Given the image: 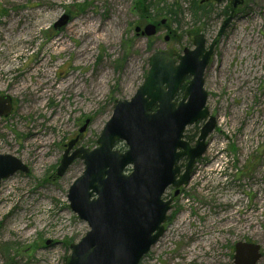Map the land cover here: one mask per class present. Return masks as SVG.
<instances>
[{
    "label": "rangeland",
    "instance_id": "obj_1",
    "mask_svg": "<svg viewBox=\"0 0 264 264\" xmlns=\"http://www.w3.org/2000/svg\"><path fill=\"white\" fill-rule=\"evenodd\" d=\"M174 2L179 6L170 13ZM190 2L0 0V95L12 99L10 113L0 117V153L28 167L0 184V264H64L69 245L89 229L67 199L83 161L77 158L63 175L55 174L68 142L77 138L68 154L95 147L114 101L130 100L142 84L150 55H180L193 48L196 33L206 47L214 43L203 88L215 125L191 178L173 197L165 232L139 264H234L236 242L257 244L256 264H264V0L235 7L205 2L210 4L200 17ZM64 14L69 20L55 28ZM163 18L155 35L136 34V26ZM111 20L114 31L107 38L103 32L82 34L91 23L110 32ZM87 42L84 59H77ZM70 75L71 86L60 89ZM204 121L187 125L191 146ZM115 147L126 149L123 140ZM226 215L231 224L225 225Z\"/></svg>",
    "mask_w": 264,
    "mask_h": 264
},
{
    "label": "water",
    "instance_id": "obj_2",
    "mask_svg": "<svg viewBox=\"0 0 264 264\" xmlns=\"http://www.w3.org/2000/svg\"><path fill=\"white\" fill-rule=\"evenodd\" d=\"M232 1L233 6L242 2ZM68 20L69 15L64 14L53 26L60 28ZM164 23L165 19L149 22L142 30L136 26L135 32L149 37ZM193 44V49L183 50L178 61L163 50L150 55L142 84L130 100L114 101L112 115L95 147L80 146L68 154L77 138L68 142L55 174L63 175L77 158L83 161V171L69 186L67 199L89 229L70 244L64 264H139L164 233L173 197L191 178L192 167L204 153L206 138L215 125L203 88L214 43L206 49L203 35L197 33ZM187 75L190 79L176 100ZM11 108V97L0 95V116H7ZM198 120L205 121L191 146L184 139V130ZM88 122L86 118L80 133ZM117 140L125 142L124 151L115 148ZM183 158L186 162L181 172L179 162ZM19 170L27 172L28 167L15 156L0 153V184ZM169 186L175 191L165 199L163 194ZM234 251V264H256L261 256L259 246L251 242H236Z\"/></svg>",
    "mask_w": 264,
    "mask_h": 264
},
{
    "label": "bare ground",
    "instance_id": "obj_3",
    "mask_svg": "<svg viewBox=\"0 0 264 264\" xmlns=\"http://www.w3.org/2000/svg\"><path fill=\"white\" fill-rule=\"evenodd\" d=\"M109 29H110V32H108L107 29H102L100 26L96 27V25H94V23H91L89 26H87L85 28V31H83L82 34L91 35L92 32H95V33L96 32H101V33L103 32L102 33L103 37L107 38V37H109V35H112L113 31H114V25H113L112 20L110 21ZM60 46H61L62 49H66L67 48V45H64V44H60ZM88 48H89V42H87L86 44H83L81 49L76 51L77 59H79V60L84 59ZM70 76L66 80L65 83H62L60 85V89H68L71 86V84L73 83L74 79H73V76H71V77ZM166 189H168V187ZM171 208H172V206H171ZM226 216L228 218L227 220L225 219V217H222V219L225 220V225L231 224V218L228 217V215H226ZM167 218H168V213H167ZM167 218H166V221H167Z\"/></svg>",
    "mask_w": 264,
    "mask_h": 264
},
{
    "label": "trees",
    "instance_id": "obj_4",
    "mask_svg": "<svg viewBox=\"0 0 264 264\" xmlns=\"http://www.w3.org/2000/svg\"><path fill=\"white\" fill-rule=\"evenodd\" d=\"M143 2H144V0H137V4H140L142 6H144V3ZM208 4H210V3H202V4H200V1H198V0H192V3L190 2L189 9L191 10V12H192V14L194 16L198 15V17H200V16H203L204 15L205 8L208 7ZM176 5L179 6L175 2L174 3H171L170 4L171 7L168 9V11L170 13H173L174 10L172 9V7H175ZM150 6H151V3L148 2V3L145 4V6L142 8V10L145 9V12L147 13L146 9L149 10L150 9ZM147 17H149V16H147ZM147 17H144V18H147ZM185 138L188 139L189 137H186L185 136Z\"/></svg>",
    "mask_w": 264,
    "mask_h": 264
},
{
    "label": "flooded vegetation",
    "instance_id": "obj_5",
    "mask_svg": "<svg viewBox=\"0 0 264 264\" xmlns=\"http://www.w3.org/2000/svg\"><path fill=\"white\" fill-rule=\"evenodd\" d=\"M167 53H169L173 58H175V60L178 58L179 55L175 56L174 53L172 51H167Z\"/></svg>",
    "mask_w": 264,
    "mask_h": 264
}]
</instances>
